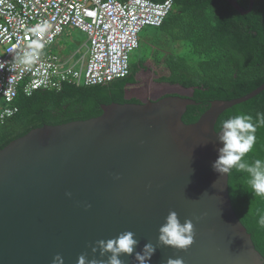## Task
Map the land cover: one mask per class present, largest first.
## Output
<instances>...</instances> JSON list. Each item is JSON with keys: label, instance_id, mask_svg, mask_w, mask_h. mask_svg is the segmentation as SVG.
<instances>
[{"label": "water", "instance_id": "1", "mask_svg": "<svg viewBox=\"0 0 264 264\" xmlns=\"http://www.w3.org/2000/svg\"><path fill=\"white\" fill-rule=\"evenodd\" d=\"M247 14L237 0H227ZM264 90L215 99L196 122L182 116L191 94L104 104L88 119L44 124L0 149V264H77L104 260L98 240L132 231L146 264H264L229 195V176L213 170L216 122L226 109ZM71 193V196L68 195ZM90 205V207H89ZM192 224L186 249L158 244L169 212ZM110 255V254H109ZM122 264H139L122 255Z\"/></svg>", "mask_w": 264, "mask_h": 264}, {"label": "trees", "instance_id": "2", "mask_svg": "<svg viewBox=\"0 0 264 264\" xmlns=\"http://www.w3.org/2000/svg\"><path fill=\"white\" fill-rule=\"evenodd\" d=\"M237 1L249 7L250 0ZM173 2L172 12L155 26L163 35V41H158H180L186 52H162L156 54L155 61L167 70L160 81L197 89L192 95L197 103L188 105L182 116L184 122L193 123L212 100L240 97L264 83V0H255L247 14L238 12L227 0ZM145 62L131 63L126 77L105 84L65 82L61 89H38L29 95L20 87L14 100L18 111L0 122V149L44 124L95 117L103 113L104 104L140 102L136 97L128 98L126 90L128 84L137 82V73L147 68ZM257 113H264V90L226 109L215 129L239 114L251 115L255 123ZM254 158L264 160V126L257 129L253 151L245 157L249 161ZM228 182L233 208L264 257V226L258 223L264 216V197L252 192L246 173L233 169Z\"/></svg>", "mask_w": 264, "mask_h": 264}, {"label": "built area", "instance_id": "3", "mask_svg": "<svg viewBox=\"0 0 264 264\" xmlns=\"http://www.w3.org/2000/svg\"><path fill=\"white\" fill-rule=\"evenodd\" d=\"M173 8V0H0V64L12 63L10 49L35 52L31 64L0 71V122L18 111L14 100L20 87L29 95L61 89L65 82L96 85L126 77L142 29L160 26ZM67 26L88 36V59L86 53L78 59L80 70L42 52Z\"/></svg>", "mask_w": 264, "mask_h": 264}, {"label": "clouds", "instance_id": "4", "mask_svg": "<svg viewBox=\"0 0 264 264\" xmlns=\"http://www.w3.org/2000/svg\"><path fill=\"white\" fill-rule=\"evenodd\" d=\"M36 47H42V45L37 44ZM9 51L14 53L13 61L11 64L8 62L0 64V71L7 68L10 72H14L16 64L29 65L35 58L34 50L16 52L14 49H10ZM261 126H264V113H257L255 123L253 117L247 114H239L222 121L219 130L216 132L218 142L222 147H219L218 158L213 162L212 167L221 176H229L233 169L237 172L246 173L248 186L252 192L256 196L264 197V160L254 158L249 161L245 159L253 151L256 132ZM68 195L71 196V193ZM258 223L264 226V216L260 217ZM191 232V222L185 220L181 223L178 213L171 211L165 218V223L159 228L158 244L186 249L192 243ZM138 244L139 240L134 232L124 231L115 238L98 240L96 242L97 247L92 248L94 253L99 250L101 256L107 255L106 261L89 260L87 254H81L77 264H122L120 257L125 254L130 256L134 252L139 264H146V260H150L151 255L156 251V247L152 243H147L144 245L143 253H141L136 251ZM54 264H64L62 256L57 255ZM168 264H181V260L169 259Z\"/></svg>", "mask_w": 264, "mask_h": 264}, {"label": "rangeland", "instance_id": "5", "mask_svg": "<svg viewBox=\"0 0 264 264\" xmlns=\"http://www.w3.org/2000/svg\"><path fill=\"white\" fill-rule=\"evenodd\" d=\"M140 36V45L132 52L130 61L131 63H138L140 60L145 59L148 70H140L137 73V83L128 84L126 96L145 100L148 93H152L154 96L172 93L193 95L197 89L186 88L180 84H171L159 80L160 76L167 74V70L162 63L158 64L155 61L156 54H161L162 52L185 54V47L182 43L180 41H164L159 44L160 41L158 40L163 41V35L160 34L155 26L144 27ZM87 38L88 36L85 32L72 26H67L62 35L52 44L45 46L42 52L46 56L56 55L62 61H68L70 65L74 66L75 70H80L78 59L85 53V62L88 59V53L86 52ZM83 66L85 69V64Z\"/></svg>", "mask_w": 264, "mask_h": 264}, {"label": "flooded vegetation", "instance_id": "6", "mask_svg": "<svg viewBox=\"0 0 264 264\" xmlns=\"http://www.w3.org/2000/svg\"><path fill=\"white\" fill-rule=\"evenodd\" d=\"M141 70H145V71H147L148 70V68H143V69H141ZM137 83V82H136ZM161 96H163V95H157V96H154V94H150V93H148V94H146V99L145 100H143V101H148L149 99H154V98H159V97H161ZM139 100H142V99H140V98H138Z\"/></svg>", "mask_w": 264, "mask_h": 264}]
</instances>
